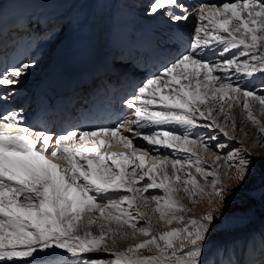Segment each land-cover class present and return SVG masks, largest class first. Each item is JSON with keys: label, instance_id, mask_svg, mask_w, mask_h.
Masks as SVG:
<instances>
[{"label": "snow or ice", "instance_id": "obj_1", "mask_svg": "<svg viewBox=\"0 0 264 264\" xmlns=\"http://www.w3.org/2000/svg\"><path fill=\"white\" fill-rule=\"evenodd\" d=\"M174 8L179 14L170 11ZM160 13L174 21L195 15L198 26L189 49L125 100L126 107L134 110V119L121 120L114 127L53 134L25 126L19 112L0 114V264H61L58 258L64 253L73 258L71 264H203L201 256L212 233L233 226V201L248 189L255 175L251 154L241 156L233 151L223 158L227 170L235 173L229 177L237 182L232 188L223 183L215 167L211 171L205 167L199 152H208L209 143L200 136L191 138V130L200 126L199 119L210 121L203 127H215L227 136L229 126L236 130L230 111L239 104L244 120L251 121L264 136V122L254 112L258 105L264 115V81L259 90L239 82L264 75V0L198 7L179 0H151L147 14ZM209 54L219 59L209 60ZM31 67V63H22L6 70L0 74V86L17 85ZM221 113L223 124L219 122ZM128 124L135 125L127 128L131 136L121 131ZM13 128L15 132L10 131ZM104 137H119L118 143L135 150L131 156L101 151L112 147ZM137 138L146 143L134 145ZM158 146L187 155L171 158L161 154ZM150 155L157 163L149 167L146 160ZM192 168L204 181L212 179L201 184ZM151 189L162 190L163 195L151 194ZM181 190L192 202L207 194L223 204L224 210L213 209L185 223L178 213L191 209L176 195ZM255 191L249 190V201L257 199L252 194ZM259 193L264 206V178ZM153 204L151 213L141 211ZM153 217L165 225L176 221L185 226L157 235ZM93 225L98 229L95 233L90 230ZM137 234L149 239L111 251L118 238ZM150 247L158 254L138 255ZM96 252H105L110 258L86 256Z\"/></svg>", "mask_w": 264, "mask_h": 264}, {"label": "bare ground", "instance_id": "obj_2", "mask_svg": "<svg viewBox=\"0 0 264 264\" xmlns=\"http://www.w3.org/2000/svg\"><path fill=\"white\" fill-rule=\"evenodd\" d=\"M59 2L61 3V6H63V7L66 6L68 3H70L71 7L69 9V12H71L72 15H78L79 16L80 4H79L78 0H59ZM105 2L107 4V6H108L107 9H109L110 14L117 13V12L120 11V8L118 7L117 0H105ZM43 61L46 62V59H44ZM216 74L224 76V73H216ZM258 75L259 74H256L255 76H258ZM234 79H236L235 76H234ZM239 82L242 85L249 84L251 86L250 89H253V88L258 89L257 86H255V84L252 82V78L251 79L248 78L246 80L245 79H241ZM225 108H226V111H227V105H225ZM254 112L257 115V117L262 122H264V115L260 114L258 105L254 108ZM230 114L235 118L237 127H236L235 131L230 126L228 127L229 134L231 136L235 137V138H233V137L232 138H228L227 137V138L228 139H234V141H236V142L244 141V146L246 148H249V150H251V152L253 151V153L255 152L256 156L259 155V156H257V158H258V161L260 162L261 159L264 157V145H262V144L261 145H259V144L258 145L257 144L254 145V143H253V142H257L258 143L257 136H255L258 133L257 132V130H258L257 126L254 125V124L252 125V123H250L249 121H248V123H246L247 121H243L244 114L242 113V110H241L239 104H237V106H235V107H233L231 109ZM214 115H216V113ZM223 120H224V114L221 113V114H219V122L223 124ZM242 121L244 122V124H241ZM199 122H201V123H210V121H204V120H200L199 121V119H198V125H201V126H202V124H200ZM128 127H133V125L132 124H128L127 128ZM168 128L171 129V128H173V126H168ZM202 128L208 129L207 127H203V126H202ZM200 129L201 128L199 126V128L196 129L197 130L196 132H193L194 130H192V132L194 134H196V137L197 136L201 137ZM212 129H213V127H212ZM215 129H217V128H215ZM179 131H183V129H179ZM226 131H227V129H226ZM209 132L215 134V132H212L211 130ZM251 138H253V139L251 140ZM261 143H262V141H261ZM149 147H152V146H149ZM103 151H105V149H103ZM159 152L161 154H163V155H170L171 158H179V157H184V156L187 155L186 153L181 152L179 150L169 149V148H165V147H159ZM199 154H200V156L203 158V160L206 163H209V165H207V166L208 167L211 166L210 169L208 168L209 171H211L213 169V167H215L219 171L220 176H221L222 179H224V177L227 178L229 176V175H227V173H229L228 170H227L228 166L224 162L223 157H221L222 158L221 161H216L215 157L218 156L216 154L215 155H209L208 152L201 153V151L199 152ZM254 158H256V157H254ZM146 163L150 167L153 163H157V161L152 160L151 157H150V159H148ZM221 165H223V166H221ZM192 170H193V168L191 169V171ZM193 174L196 175L197 179L200 182L204 180L202 176H200L199 174L195 173V168H194ZM158 190L159 189H151L150 193L157 195L155 192L159 193V191H162V190H159V191ZM178 194L181 195L183 198H185V200H187L188 203L192 202V200H190L189 197L182 190L179 191ZM145 195H149V194L146 193ZM159 195H161V193ZM154 207H155V205L153 204V205H150L146 209L142 208L141 211H145V212L151 213V210ZM104 223H105V231H107V222H104ZM162 225H164L163 221H159L156 217H153V225H152L153 230L159 229L160 232H161ZM166 226H168V225H166ZM262 228L263 229H262L261 232H259V235H258V231H256L255 233L254 232H248L245 235L239 237V238H241L239 241H242V245L238 246L239 248H236L237 249V253L233 254V255H232V253L230 251L226 252V251H223V250H221L219 248L220 245L225 240H227V238L225 237L226 239H223V240L217 242V244L215 246L211 247L206 254H203L201 256V260H202L203 264H206L211 258H220V264H245V262H246V264H252L253 262H250L249 260L253 259V257H257L258 258V253H257L256 250H257V248H259L261 246L260 243L263 242V240H264V226H262ZM90 230L93 231L94 233L98 231L96 225H93ZM237 235L238 234H235L236 237L240 236L241 234L238 235V236ZM142 237H145V236L137 234L135 238H133L131 236L126 237L124 239H119L118 238L116 248L111 249V251L124 250L125 248L130 246L132 243H136L138 241V239L142 238ZM232 237L230 236L228 238L231 239ZM204 252H206L205 248H204L203 253ZM243 252L245 253V255H246L245 257L248 258V260H245V257L241 256ZM106 254L107 253H105V252H96V253L86 254V256L106 255ZM157 254L158 253H157L156 250L153 251V250H147V249L146 250L143 249V251H140L138 253V255H140V256H154V255H157ZM262 256H264V255H262ZM61 257L63 259H65V260H67L71 256L69 254H67V253H64ZM68 262L71 263L72 260L71 261L68 260Z\"/></svg>", "mask_w": 264, "mask_h": 264}, {"label": "rangeland", "instance_id": "obj_3", "mask_svg": "<svg viewBox=\"0 0 264 264\" xmlns=\"http://www.w3.org/2000/svg\"><path fill=\"white\" fill-rule=\"evenodd\" d=\"M235 80L236 79H234L233 81H235ZM243 121H246V120L243 119ZM249 122L252 123L251 121H249ZM246 123H248V121ZM241 124H244V122ZM252 125H253V123H252ZM205 130H207V129L205 128ZM215 130L220 131L219 129H215L214 127H213V130H211V131L215 132ZM227 132H228L227 136H225L222 132H220V133L223 134V136L225 138H227V137L232 138L233 136H231L229 134L228 128H227ZM257 132H258V130H257ZM215 134H218V133L215 132ZM218 136L221 137L220 142H215V143H213V141H210L207 138L208 136H204V139L207 140V142L209 143V146H210V150L208 151V154L209 155H215L216 154V155L224 158L229 152H233V151H238L241 156L245 155L246 152L250 153L251 155L249 158L253 161V167L255 169V175H254L253 180L249 183L248 189H246L243 192H239L236 199L233 201V207L230 209V213L232 214V218H233V226L227 230H224L222 228H217L212 233V235L210 236L208 241L206 242L205 247H204L206 249V252L202 253V255L206 254L211 247H213L217 244V242H219L223 239H226V238H227V240H225L221 244L222 246L220 245L219 248L223 251H226V252L230 251L232 253V255L236 254L237 253L236 248H239L237 245L240 242L242 243V241H239V243L238 242L236 243V241L239 237L245 235L248 232H254L255 233L256 231H258V235H259V232H261L263 229L262 227H260L259 230H252L253 228L257 227V225L262 221V218L264 215V206L261 205V202L259 199V195H260L259 187H260L261 179L264 178V157L259 162L258 158H257V156H259V155L256 156L255 152L253 153V151L251 152V150H249V148H246L244 146V141L236 142V141H234V139H229V140L226 139L227 140L226 141V140H224L222 135H218ZM255 136H257L258 143L253 142L254 145H256V144L257 145L258 144L264 145V136H261L259 134V132ZM201 137H202V135H201ZM233 138H235V137H233ZM252 139L253 138H251V140ZM261 141H262V143H261ZM227 143H232V145L229 146ZM217 145H221L223 147H217ZM220 148L223 149L222 152H220ZM201 153H204V152L201 151ZM254 157H256V158H254ZM207 165H209V163L205 162V167H207V169L208 168L210 169L211 166L208 167ZM192 172H194V168H193ZM234 174H235L234 172L227 173V175H229L227 178H225V177H224V179L221 178L223 180V183L227 186L232 187V188H236L237 182L235 180H232L229 178L230 176H233ZM211 179L212 178L209 177L208 182H205L203 180L200 183L201 184L203 182H204L203 184L209 183ZM251 189L256 190L255 192L252 193L253 195H255L257 197V199L255 201H249V199H248L249 190H251ZM208 190L209 191L211 190L210 187ZM155 193L157 195H159L160 193H161V196L163 195L162 191H159V193L158 192H155ZM228 195H229L228 192H225V196H228ZM177 196L180 200H182V202L187 206L188 209H191L190 211H184V212L178 213V215H182L185 217V223H187V220L191 219V218L199 219L200 217L205 215L210 210H213V209H219L221 211L224 210L223 204H221L218 200H211L207 194H205L203 197L197 196L196 197L197 202H191V203H188L187 200H185V198H183L178 193H177ZM97 214L93 213V215H97ZM184 226H185V224L178 223V222L174 221L171 225H168V226H166L165 224L162 225L161 232L169 231V230L174 229V228H183ZM153 232L157 235L159 233H161L159 229L153 230ZM235 234H238V235L241 234V235L240 236L237 235L238 237H236ZM230 236L231 237L233 236V237L231 239H229L228 237H230ZM145 239H149V237L145 236V237L139 238L136 243H139L140 241L145 240ZM240 239L241 238H239V240ZM136 243H132V244H136ZM160 243L163 244V241H161ZM235 243H236V245H235ZM260 245L264 246V240H263V242L260 243ZM186 246H190V245L186 244ZM176 247L179 248V242H177ZM146 249L157 251V249L155 247L145 248L144 250H146ZM140 251H143V249H141ZM262 255H264V252L259 251L258 257H261ZM94 256H102V258H104V259L110 258L108 254H106V255H94ZM262 257H264V256H262ZM206 264H220V258H211ZM252 264H255V262Z\"/></svg>", "mask_w": 264, "mask_h": 264}, {"label": "water", "instance_id": "obj_4", "mask_svg": "<svg viewBox=\"0 0 264 264\" xmlns=\"http://www.w3.org/2000/svg\"><path fill=\"white\" fill-rule=\"evenodd\" d=\"M264 219V215H263V218H262V220Z\"/></svg>", "mask_w": 264, "mask_h": 264}]
</instances>
